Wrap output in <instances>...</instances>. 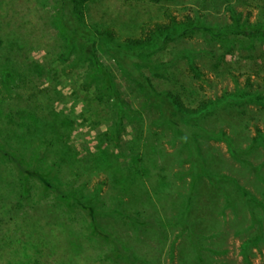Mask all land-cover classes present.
Segmentation results:
<instances>
[{
    "label": "rangeland",
    "instance_id": "1",
    "mask_svg": "<svg viewBox=\"0 0 264 264\" xmlns=\"http://www.w3.org/2000/svg\"><path fill=\"white\" fill-rule=\"evenodd\" d=\"M59 3L60 0H0V64L5 65L11 58L17 67L9 86L0 76V145L14 153L26 169L38 170L57 189L69 193L71 203L69 208L59 202L56 191L44 193L40 179H31V192L25 194L24 177L0 154V244L5 241L8 251L14 245L17 251L26 247L32 252L40 246L49 247L53 239L58 251L66 248L54 224L63 220L70 228L87 225L90 214L78 202L77 199L84 203L81 196L86 197L87 204L97 197V210L102 214L98 222L110 234L128 239L132 233L129 224L105 214L115 195L112 186H118L119 180L127 176L130 188H137L139 196L123 204L127 212H144L151 204L160 208L156 187L149 178L158 174L170 158L176 165L169 180L180 185L181 173L193 167V142H201L200 154L206 161L221 165L219 169L213 166L215 175L244 172L243 167L249 166H244L242 160L255 168L264 166V101L250 96L251 90L247 89L248 80L255 87L264 86V38L257 33L249 35L250 26H264V0L241 4L207 0L206 8L201 0L172 4H154L150 0H67L63 8L57 9ZM232 7L240 17L238 25L233 22ZM72 11L83 12L84 28L93 26L92 35L98 37L94 56L107 76L90 77L95 71L92 56L77 58L79 51L60 56L63 42L55 17L59 13L62 17L73 16ZM166 11H172L180 21L199 12L205 16L201 23L214 31L190 32L181 28L169 40H160L145 58L134 51L136 57L125 59L119 53L123 42L141 36L148 26L166 22ZM95 27L112 31L117 40L103 39L106 45ZM81 43L85 49L86 41ZM72 63L77 66L70 67ZM110 86L127 108L122 115L110 96ZM149 89L182 96L191 109H198L203 101L221 103L199 116H177L172 118L175 123L166 119L162 124L158 121L160 107L155 110L147 104ZM168 114L172 115L170 111ZM108 130L110 136L104 138ZM255 138L261 146L253 147ZM152 165H157L154 174L148 170ZM183 178L186 185L191 184V176ZM124 187L129 190L127 185ZM76 190L79 193L75 196ZM241 243L234 237L229 242L228 258L235 264H245L240 255ZM85 246L95 262L101 251L94 245ZM168 246L164 248L167 254ZM5 251L0 252V264L10 260ZM46 253L39 254L41 262L28 257H32V264H57L53 254L48 257ZM163 255L149 262L178 264L171 263L165 255L163 259ZM252 262L264 264V250L263 254L254 250Z\"/></svg>",
    "mask_w": 264,
    "mask_h": 264
},
{
    "label": "trees",
    "instance_id": "2",
    "mask_svg": "<svg viewBox=\"0 0 264 264\" xmlns=\"http://www.w3.org/2000/svg\"><path fill=\"white\" fill-rule=\"evenodd\" d=\"M81 1L90 3L94 0ZM150 1L154 4H172L186 0ZM201 1L203 7L206 8L205 3H207V0ZM215 1L221 2L223 0ZM227 1H237V3L241 4L247 0ZM75 2H78V0H75ZM65 4H67V0H60L56 8H63ZM234 9L235 7H232L230 11L233 14V22H236V25H238L241 21ZM72 13L73 16L62 17L59 13L55 17L59 24L60 37L63 42V51L60 53V56L63 58L75 51H79L77 58L92 56L95 71L90 77L107 76L104 68L94 56L95 52L93 49L95 50L98 37L92 35L93 26L84 28L86 24L84 23V17H81L82 11H72ZM204 19L205 16H201V13L198 12L194 17L187 15L184 21H180L172 11H166V22L156 24L153 28L148 26V29H144V32L139 37L128 38L123 42L124 48L119 49V53H122L125 59H133L136 57L135 51L138 57L145 58L144 56L150 50L158 46L160 40L163 38L169 40L181 28L190 32L194 30L208 33L212 32V30L214 31L212 27H207V25L205 26L201 23ZM245 23L248 24V22ZM249 28L250 36L257 33L264 38V26H257L255 29L250 26ZM95 32L102 40H117L114 39V33L110 30L103 31L102 28L95 27ZM82 40L86 41L85 49L82 46ZM103 42L108 45L106 41L103 40ZM65 51L67 52L65 53ZM143 62H146L145 59H143ZM14 63L15 61L8 58L5 65L0 64V76L6 86H9L11 78L17 72V67H15ZM76 66L77 64L73 63L70 65L72 68ZM44 75H47V73H44ZM198 76L200 77L201 75L197 74ZM135 83L138 86V81ZM110 89V96L116 102V107L120 112L119 115H122L127 108L117 97V91H115L113 86H110ZM247 89L251 90L250 92L248 91L250 96L256 95L259 101H264V86L257 85L255 87L254 83L248 80ZM259 90L260 93L257 92ZM238 95L244 98V95L239 92ZM230 96V94L227 95V97ZM147 99V104L149 103L152 109L156 110V106L160 107L162 115L159 116L158 121L162 122V124L165 123L166 119L175 123L172 118H177V116L180 119L199 116L221 103V101H203L198 109H191L187 107L182 96H175L173 93H158L156 90L151 89L148 91ZM159 99L165 100L167 103L170 102V104L166 106ZM169 111L172 113L171 116L168 114ZM172 123H170L171 126H175ZM201 131L206 133L205 130ZM109 133L110 130L105 132L103 137L108 138L110 136ZM158 137L159 135H157V139L155 140L156 145L159 141ZM192 144L193 149L190 158H193V167L191 171L181 173L182 176L178 178L179 182H181L180 185H175L168 177L169 174H172L173 168L176 165L173 159L170 162V158H168L169 162L165 164L166 166L159 168L158 174H154V171L157 170V165L147 167L149 172H153L154 174L153 177L150 176L149 182L156 187L155 197L161 209L158 208V210L151 204L148 210L144 212H127L123 204L126 203L125 200L133 201L139 196L137 188L136 190L130 188L131 181L128 179L130 177L127 176L119 180L121 182L118 186H112L111 192L114 191L115 195L111 196L113 198L111 206L108 202L107 206L109 208L106 207L107 213H103L121 218L129 224L128 226L132 228V233L128 236V239L121 238L123 241L119 237H116V235L110 234L98 222V217L102 214L97 210V197L94 196V199H91L87 204L85 203L86 197L81 196L84 203L79 199L77 200L84 208H87L90 214V221H87V225L85 227L70 228L63 220H56V225L54 224V227L60 231L58 238L63 239L66 248L64 247L58 251V247L54 243L55 239H53L50 241L49 247L40 246L34 248L32 252H28L31 248L27 249L26 247L22 248L23 251H17L14 245L10 246L8 251L4 241L0 244V252L6 250L4 252L5 255L8 252L7 255L10 257V260L6 259L5 264H32L30 259L32 257H34L33 260L38 259L41 262L38 256L42 251L47 252L46 255L48 257L53 254L58 261L57 264H80V262L91 264L93 257L86 251L85 245L87 244L94 245L101 251V255H98L97 259H94L95 262L93 264H151L149 262L150 258L154 256L160 257L163 254L168 257L171 263L177 262L178 264H235L234 260L228 258L230 253L228 246L232 237L239 238L242 242L240 255L243 257L245 264H253L254 250H258L262 254L264 250V166L255 168L247 160H242L244 166H249V168L243 167L244 172H238L237 175L233 174V172L228 175L220 173L215 175L213 173V166L215 168L218 166L219 169L221 165L211 164L209 159L206 161L200 154L202 153L200 151V141L199 143L193 142ZM156 145L154 146L155 148ZM258 146H261V143L258 142L257 144V138H255L253 147ZM188 147L190 148V144ZM159 148H161V145ZM161 150L163 151L162 148ZM0 154L9 163L15 165L20 175L24 177L23 192L25 194L31 192L29 188L30 180L40 179L44 183V193L51 190L56 191L59 195V202L66 203L69 208L71 207L69 193L57 189L53 185V182L45 175H42L38 170L26 169L23 166V162L14 153H10L1 145ZM167 157L169 156L165 155L166 159ZM178 159L179 157H177V163ZM53 171L54 169H51V172ZM188 175L191 176L192 181L191 184L186 185L183 177ZM163 181L166 182V185L162 184ZM205 182H208L209 186L207 188L205 187ZM126 185L129 187V190L124 187ZM132 186L135 187L134 182ZM248 186H251V189ZM96 192L100 191L97 190ZM74 193L76 196L79 191L76 190ZM101 202L104 206L107 204L106 201H103V198ZM39 216H43V213H40ZM46 220L50 219L47 218ZM164 221L167 222V225L164 224ZM47 226H50V224H47ZM166 246L169 248L168 254L164 251ZM106 247L108 248L107 251ZM16 258H19V260H15ZM44 262H47V260Z\"/></svg>",
    "mask_w": 264,
    "mask_h": 264
}]
</instances>
